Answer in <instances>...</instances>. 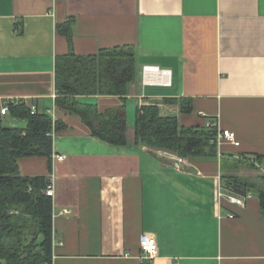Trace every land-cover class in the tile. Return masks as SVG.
Here are the masks:
<instances>
[{
    "label": "crops",
    "instance_id": "0c3cea01",
    "mask_svg": "<svg viewBox=\"0 0 264 264\" xmlns=\"http://www.w3.org/2000/svg\"><path fill=\"white\" fill-rule=\"evenodd\" d=\"M68 18L76 54L134 47L130 139L136 110L156 104L181 126L230 129L239 145L183 157L177 168L175 154L93 136L54 103L55 57L70 50L56 26ZM146 64L169 70L170 85H143ZM79 98L100 110L122 104L111 95ZM181 99H191V112H181ZM14 100L65 124L53 133L50 164L46 156L17 161L22 175H45L53 185L51 264H264L257 190L243 205L217 196L224 174L243 172L223 169L221 154L264 155V0H0V108ZM1 116L10 126L19 121ZM251 172L264 175V160ZM143 233L157 241L151 260L141 258Z\"/></svg>",
    "mask_w": 264,
    "mask_h": 264
},
{
    "label": "trees",
    "instance_id": "16d2710c",
    "mask_svg": "<svg viewBox=\"0 0 264 264\" xmlns=\"http://www.w3.org/2000/svg\"><path fill=\"white\" fill-rule=\"evenodd\" d=\"M74 19L56 26L70 45V50L55 57L54 103L69 114L78 116L93 136L114 145L132 140L152 149L178 157L209 158L218 155L214 127L181 126L176 116H162L156 104L136 110L133 138L128 135L125 97L139 77L136 52L132 45L99 48L93 54L79 55L71 49ZM117 96L122 104L100 110L96 103L79 96ZM181 112H191V99L180 100ZM9 117L24 122L10 126L0 114V263L51 264L53 248L52 197L44 193L49 183L45 175H22L18 159L52 155L53 133L65 124L54 120L47 111L32 110L24 102L11 103ZM264 155L221 154L223 169H255ZM222 184L232 193L245 196L258 192L260 212L264 215V175L222 176Z\"/></svg>",
    "mask_w": 264,
    "mask_h": 264
},
{
    "label": "built area",
    "instance_id": "2783aa9c",
    "mask_svg": "<svg viewBox=\"0 0 264 264\" xmlns=\"http://www.w3.org/2000/svg\"><path fill=\"white\" fill-rule=\"evenodd\" d=\"M141 74H142V83L143 85H155V84H162V85H170V79L168 75H170L169 70H159L157 66L154 65H143L141 69ZM19 101H5L3 105L0 108V114L1 115H7L9 112V106L11 103L17 104ZM209 127H214L215 129V138L214 142L217 144L218 150L220 147L225 144H231L234 146L239 145V141L237 139V136L234 131L230 129H225V128H218L217 123L213 124H207ZM57 159H63L64 155H55ZM184 159L182 157H178L176 159L175 166L177 168H181L182 166V161ZM225 188L220 181L217 186V196L222 197L225 196L227 200H229L232 203L238 204V205H243L245 202V199L249 197V194H246L245 196H238L234 193L231 192H225ZM229 190V189H227ZM46 195L53 196L54 190H53V185L51 182V179H49V183L47 184L46 188L43 190ZM230 191V190H229ZM68 209H64L63 213H68ZM140 244V249L142 251V259H153L158 252V245L157 241L154 235L143 233L140 236L139 240ZM44 264H49V263H44Z\"/></svg>",
    "mask_w": 264,
    "mask_h": 264
},
{
    "label": "rangeland",
    "instance_id": "374dc122",
    "mask_svg": "<svg viewBox=\"0 0 264 264\" xmlns=\"http://www.w3.org/2000/svg\"><path fill=\"white\" fill-rule=\"evenodd\" d=\"M17 121V120H16ZM7 123V122H6ZM8 124V123H7ZM17 124V125H16ZM15 124V126H18V127H21L22 125H24V122H21V121H17V123ZM253 158V157H252ZM252 162L256 163V161L254 159L251 160ZM257 164V163H256ZM257 167V166H256ZM237 169H240V170H243L242 172V175L240 176H245V177H255V176H250L249 173H252L251 172V168H247V167H240V168H237ZM1 264V263H0Z\"/></svg>",
    "mask_w": 264,
    "mask_h": 264
}]
</instances>
